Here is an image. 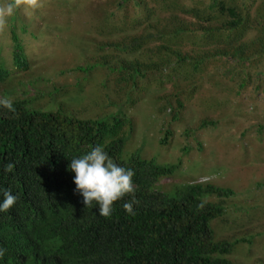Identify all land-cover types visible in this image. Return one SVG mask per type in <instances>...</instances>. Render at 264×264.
<instances>
[{
    "label": "trees",
    "instance_id": "trees-1",
    "mask_svg": "<svg viewBox=\"0 0 264 264\" xmlns=\"http://www.w3.org/2000/svg\"><path fill=\"white\" fill-rule=\"evenodd\" d=\"M256 2L109 0L102 13L92 6V28L122 35V42L112 44L113 52L96 60L102 59L100 64L112 72L118 62L116 79L137 86L149 80L152 70L186 76V65L198 68L211 58L229 57L230 65L221 74L230 80L238 76L234 95L250 86L264 93V0ZM184 37L193 44L188 52L182 50ZM12 39V61L26 70L24 47L14 34ZM150 43L151 59L145 62L141 52ZM81 68L75 66L77 71ZM9 74L0 66V84ZM28 99H13L15 113L0 108V201L5 190L19 197L13 208L0 212V248L7 250L0 264H234L223 257L231 252L232 243L215 241L210 226L224 209L204 199L233 196L234 190L190 181L166 193L159 182L176 165L121 156L125 138L120 131L127 123L132 133V121L119 117L110 123L106 118H80L61 108L42 110ZM160 105V112L170 108L175 121L183 103L177 99L172 106L166 99ZM215 123L203 121L201 127ZM263 129L264 125L256 128L258 135ZM167 134L169 130L163 140ZM97 146L119 166L134 170L139 201L133 204L135 215L123 207L130 196L115 202L111 217L105 218L97 205L86 208L75 190V173L68 167L71 159ZM9 162L15 164L12 173L4 170Z\"/></svg>",
    "mask_w": 264,
    "mask_h": 264
},
{
    "label": "rangeland",
    "instance_id": "rangeland-1",
    "mask_svg": "<svg viewBox=\"0 0 264 264\" xmlns=\"http://www.w3.org/2000/svg\"><path fill=\"white\" fill-rule=\"evenodd\" d=\"M8 2L0 0V5ZM42 3L43 8L28 15L16 10L0 31V66L10 70L0 84V99L26 97L42 110L61 108L80 118H106L110 123L119 117L129 119L133 131L123 124L120 132L126 144L121 156L176 165L159 182L166 193L190 181L234 190L226 198H204L224 209L210 221L213 239L232 243L231 252L223 257L234 264H264V129L260 135L256 130L264 125V93L250 86L234 95L238 76L230 80L221 74L230 65L229 57L211 58L198 68L186 65V76L152 70L147 82L124 85L116 79L118 62L112 72L100 64L102 59L96 60L113 52L112 44L122 42V35L91 27L95 20L90 19V9L95 6L92 9L102 13L109 0ZM12 34L24 47L26 70L12 61ZM181 43L183 51L193 47L186 37ZM153 46L147 44L141 52L145 62L151 59ZM166 99L172 106L177 99L183 103L175 121L170 108L158 110ZM208 120L216 123L201 127Z\"/></svg>",
    "mask_w": 264,
    "mask_h": 264
},
{
    "label": "clouds",
    "instance_id": "clouds-1",
    "mask_svg": "<svg viewBox=\"0 0 264 264\" xmlns=\"http://www.w3.org/2000/svg\"><path fill=\"white\" fill-rule=\"evenodd\" d=\"M43 6L42 0H10L0 5V31L5 29L8 18L12 17L16 10L21 9L28 15ZM0 108L12 113L16 112L13 100L8 97L0 99ZM68 167L71 172L75 173V190L83 196L86 208L97 205L99 215L110 218L114 203L130 196L131 201L125 202L123 207L130 215H135L133 204L139 203L136 198L137 189L133 182L135 172L133 169L119 166L102 146L94 147L78 158H72ZM14 168L15 164L12 162L4 165V170L8 173H12ZM18 199L19 197L11 190L3 191L0 212L9 211L16 205ZM198 207L202 208L203 203ZM6 252V249L0 248V259L5 257Z\"/></svg>",
    "mask_w": 264,
    "mask_h": 264
}]
</instances>
